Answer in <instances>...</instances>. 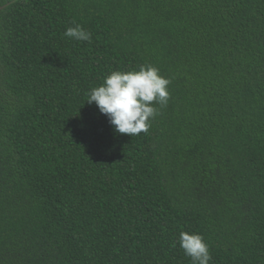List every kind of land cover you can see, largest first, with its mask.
Instances as JSON below:
<instances>
[{
  "label": "trees",
  "instance_id": "16d2710c",
  "mask_svg": "<svg viewBox=\"0 0 264 264\" xmlns=\"http://www.w3.org/2000/svg\"><path fill=\"white\" fill-rule=\"evenodd\" d=\"M141 65L131 137L87 102ZM182 231L264 264V0H0V264H191Z\"/></svg>",
  "mask_w": 264,
  "mask_h": 264
},
{
  "label": "clouds",
  "instance_id": "9594fccd",
  "mask_svg": "<svg viewBox=\"0 0 264 264\" xmlns=\"http://www.w3.org/2000/svg\"><path fill=\"white\" fill-rule=\"evenodd\" d=\"M74 23L64 35L76 41L91 42L92 33ZM171 80L163 77L153 65H141L139 70L113 71L88 95V104H95L105 115L114 131L128 136L147 133L158 114L155 105L166 106ZM179 246L191 259V264H210L209 245L199 233L182 231Z\"/></svg>",
  "mask_w": 264,
  "mask_h": 264
}]
</instances>
